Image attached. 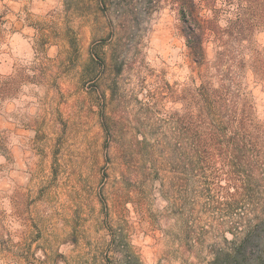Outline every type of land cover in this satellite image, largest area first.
I'll list each match as a JSON object with an SVG mask.
<instances>
[{"label":"rangeland","instance_id":"1","mask_svg":"<svg viewBox=\"0 0 264 264\" xmlns=\"http://www.w3.org/2000/svg\"><path fill=\"white\" fill-rule=\"evenodd\" d=\"M212 1L221 25L240 3ZM136 13L0 0V264H233L235 214L188 183L195 66L179 18ZM240 85L264 119V88L250 72ZM261 258L264 235L244 263Z\"/></svg>","mask_w":264,"mask_h":264},{"label":"trees","instance_id":"2","mask_svg":"<svg viewBox=\"0 0 264 264\" xmlns=\"http://www.w3.org/2000/svg\"><path fill=\"white\" fill-rule=\"evenodd\" d=\"M238 1L225 25L212 0H97V5L125 22L137 18L140 5L150 14L165 4L176 12L195 66L185 141L188 183L202 181L199 194L207 209L235 214L230 230L244 237L233 264H245L247 251L264 235V119L255 116L240 78L250 72L264 88V50L253 41L264 23V0ZM255 264H264V258Z\"/></svg>","mask_w":264,"mask_h":264}]
</instances>
